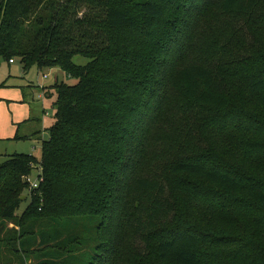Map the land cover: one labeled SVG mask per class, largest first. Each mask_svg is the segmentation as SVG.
Returning <instances> with one entry per match:
<instances>
[{
	"label": "trees",
	"instance_id": "obj_1",
	"mask_svg": "<svg viewBox=\"0 0 264 264\" xmlns=\"http://www.w3.org/2000/svg\"><path fill=\"white\" fill-rule=\"evenodd\" d=\"M1 59L79 82L0 165V264H264V0H0Z\"/></svg>",
	"mask_w": 264,
	"mask_h": 264
},
{
	"label": "rangeland",
	"instance_id": "obj_2",
	"mask_svg": "<svg viewBox=\"0 0 264 264\" xmlns=\"http://www.w3.org/2000/svg\"><path fill=\"white\" fill-rule=\"evenodd\" d=\"M89 60L80 55L74 58L78 65H86ZM44 74L48 75L45 79ZM57 81L58 84L64 82L70 85L79 82L77 77H70L59 66L41 69L35 64L26 70L20 60L10 63L1 59L0 165L15 153H30L41 157L43 142L41 139L50 137L47 129L55 122ZM46 91H50L52 97L46 95ZM37 130L42 131V134L39 133L40 138L35 134ZM37 175V171H34L32 179L35 180ZM29 204L30 199L25 200L18 210V215H22ZM98 222L96 218L92 221L88 220V236L92 237ZM10 226L12 228L14 225L10 224ZM86 252L88 253L83 254L77 264H89L92 252L90 250ZM13 255L17 264H38L40 261L36 255H31L29 259L22 252H14Z\"/></svg>",
	"mask_w": 264,
	"mask_h": 264
},
{
	"label": "built area",
	"instance_id": "obj_3",
	"mask_svg": "<svg viewBox=\"0 0 264 264\" xmlns=\"http://www.w3.org/2000/svg\"><path fill=\"white\" fill-rule=\"evenodd\" d=\"M11 63H14V60H11ZM27 182L30 183L31 188L35 189L39 186L40 182L43 181L42 172L39 170L37 178L35 180L32 179V175L26 177Z\"/></svg>",
	"mask_w": 264,
	"mask_h": 264
},
{
	"label": "crops",
	"instance_id": "obj_4",
	"mask_svg": "<svg viewBox=\"0 0 264 264\" xmlns=\"http://www.w3.org/2000/svg\"><path fill=\"white\" fill-rule=\"evenodd\" d=\"M10 63H11V62H10ZM14 63H15V62H14ZM23 68H24V67H23ZM44 75H45V76H44V79L47 78L48 75H47V74H44ZM57 83H58V81H57ZM50 86H51V85H50ZM44 88H45V87H44ZM44 88H43V89H44ZM46 93H47V94H46ZM45 94L48 95L49 97H52V93H51L50 91H46ZM47 130H48V129H47ZM37 132H41V134H42V131H40V130H37L35 133H37ZM41 134H39V135L37 136V138H40V135H41ZM41 140H44V139H41ZM36 156H37V155H36ZM39 158H40V157H39Z\"/></svg>",
	"mask_w": 264,
	"mask_h": 264
}]
</instances>
